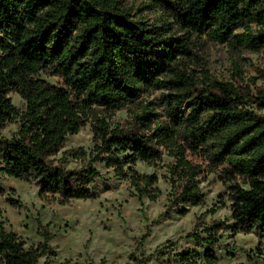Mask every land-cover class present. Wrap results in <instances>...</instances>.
I'll use <instances>...</instances> for the list:
<instances>
[{"label": "trees", "instance_id": "1", "mask_svg": "<svg viewBox=\"0 0 264 264\" xmlns=\"http://www.w3.org/2000/svg\"><path fill=\"white\" fill-rule=\"evenodd\" d=\"M141 1L172 22L135 20L123 0H0V174L34 181L41 196L67 204L93 197L94 163H103L139 198L154 201L159 176L135 165L157 166L165 153L172 158L164 175L169 209L204 203L200 184L215 173L228 184L232 233L263 237L264 88L253 91L242 78L219 81L204 66L195 74L186 64L200 61L193 36L232 50L264 51V0ZM155 91H161L162 114L141 100ZM10 92L22 108L11 103ZM124 107H130L126 121L112 125ZM6 122L18 124L10 137L1 134ZM87 123L88 160L67 168V156L84 160L87 154L62 151L65 139ZM224 226L196 224L188 233L205 247L204 264H216ZM39 233L42 241L26 246L0 215V264H38L43 256L49 264L51 234L45 227ZM180 260L197 264L199 258L192 251Z\"/></svg>", "mask_w": 264, "mask_h": 264}, {"label": "rangeland", "instance_id": "2", "mask_svg": "<svg viewBox=\"0 0 264 264\" xmlns=\"http://www.w3.org/2000/svg\"><path fill=\"white\" fill-rule=\"evenodd\" d=\"M123 2L135 20L157 26L164 21L172 22L166 12L148 8L141 0ZM173 28L178 32L176 34H180L176 26ZM192 45L200 61L186 65L195 74L204 66L219 81L242 78L253 91L256 87L264 88V78L260 75V70H264V51L232 50L206 36H193ZM41 76L55 82L50 75L43 73ZM8 96L13 105L23 107V100L17 93L10 92ZM160 96L161 91H155L144 94L141 100L152 102L150 107L162 114ZM129 108L117 110L110 123H124ZM17 127V123L6 122L1 134L10 137ZM92 147L91 126L87 123L77 133L66 137L62 149L68 152L81 148L87 156L84 160L67 156L65 166L72 169L87 162ZM60 156L61 153L56 157ZM162 159L157 166L140 161L135 165L140 173L159 176L156 186L160 196L154 201L139 198L126 178L114 175L112 169L103 163H94L99 177L90 186L93 197L67 204H60L53 196H41L34 181L0 174V215L5 228L15 232L29 246L42 241L39 231L45 227L51 234L49 264H194L180 260L182 253L192 251L198 254L197 264H204L205 247L198 246L187 235L196 224L223 221L225 226L215 248L216 264H264V236L256 232L233 234L231 231L233 220L226 196L228 184L220 181L215 173L206 174L200 184L204 203L171 210L167 205L169 185L164 175L165 165L172 158L164 153ZM10 198L20 205H11ZM181 207L186 208L183 215L179 213ZM44 261L45 256L38 264H44Z\"/></svg>", "mask_w": 264, "mask_h": 264}]
</instances>
